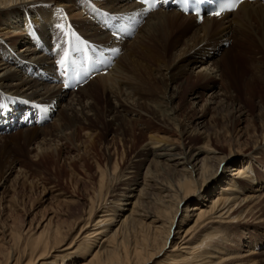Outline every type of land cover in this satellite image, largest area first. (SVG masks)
Wrapping results in <instances>:
<instances>
[{
	"label": "bare ground",
	"instance_id": "6f19581e",
	"mask_svg": "<svg viewBox=\"0 0 264 264\" xmlns=\"http://www.w3.org/2000/svg\"><path fill=\"white\" fill-rule=\"evenodd\" d=\"M31 13L35 16L31 17ZM232 14L235 17L229 19V23L218 22ZM23 16L31 20L29 35L25 33L27 26L22 27ZM118 17L121 20L136 17L139 20L137 32L142 37L138 39V33H135L129 46L127 42L130 40H115L116 36L109 32V26ZM59 24H63L64 28H58ZM112 40L114 49L119 51H115L117 57L112 53L114 64L111 68L72 92L67 91L63 84L47 85L49 77L46 73L63 67L58 61L65 51L70 55L67 66L62 70L73 62L81 61L86 48L94 43L108 44ZM21 41L24 42L21 54H16L15 48ZM222 43H230V46L223 57L212 64L220 73L225 88L216 96L231 99L233 94L229 95V90L233 84L227 79L230 74L223 63L233 59L230 71L234 75V71L237 73L234 58L241 56L239 52L252 50L264 54V2L244 1L233 12L199 21L194 16L172 9L147 12L135 0H0V116L9 119L7 125L18 130L11 137L21 136L25 142L37 140L41 148L47 137L72 141L76 136V130L72 129L77 126L80 130L83 126L79 124L81 119L77 108L72 107L75 101L73 95L76 93L75 96H78L77 91L80 90L87 98V101L77 100L83 111L87 110V106L92 112L98 110L100 103L104 102L110 116L104 123L98 115L97 123L89 117L87 128L99 127L103 123L106 130L117 126L125 136L136 129L143 133L156 130L150 135L151 142L165 143L145 153L146 158L151 159L144 176L147 188L141 189L138 200L130 208L131 212L123 216L121 225L113 232L106 233L107 229L103 227L106 220L101 219L103 216L93 217L99 212L98 205H103L106 190H115L125 183L118 181L124 175L125 165L122 164H125L128 151L123 149L119 154L117 143L110 147L112 151L108 160L113 162L112 166L109 169L98 166L97 188L88 200L90 207L84 217L64 226L56 223L51 216L26 237L13 229H5L10 239L8 246H2L0 242V264H264V179L256 176L255 181L258 182L255 186L251 182L254 177L248 176L253 172L254 160L264 168V138H258L248 154L232 147L227 155H211L215 151L210 142H205V149L200 151L186 146L182 148V140L188 131L177 121L179 107L175 108L172 102L180 96L183 99V90L169 89L187 66H195L207 56H215ZM76 48L80 51H75ZM255 69L264 78L263 70ZM211 75L199 73V77L207 82L213 80ZM246 84V87L252 88V91H247L248 94H258V90L256 93L253 90L252 81ZM208 87L215 93L216 87ZM126 92L128 100H123ZM113 97L117 104L110 103L109 98ZM64 98V107L59 109L62 105L59 102ZM27 106L29 110L26 113L32 115V123L36 126L19 131L20 124L26 119L18 118ZM68 107H71V114ZM7 108H13V112L9 114ZM51 108L60 112L57 119L62 122L53 127L55 130L47 131L40 120L47 112L55 114ZM143 111L152 116L151 120L136 118L146 124L141 128L134 126L131 115L138 112L141 115ZM154 119L160 124L170 122L173 125L178 137L175 142L168 144L169 137L160 133L167 134L169 127H158ZM200 134L195 132L194 135ZM95 138L104 140L102 134ZM13 143L19 150L23 149L18 139ZM124 145L122 143V147ZM6 148L7 144L2 145L0 151ZM46 155L48 153L42 151L40 156ZM13 163L4 152H0V180L5 177L7 165L9 170ZM228 165L231 173L227 176L223 170ZM171 167L173 174L167 180L155 177L163 169ZM127 168L136 169L135 163ZM129 180L132 182L130 186L138 183L135 175ZM151 181L167 193L163 199H157L164 208L166 219L156 215L157 218L147 224L144 219H152V214L144 209L141 213L138 207L147 198L148 182ZM236 190L245 193L236 195ZM133 191L131 189L130 193ZM159 221L162 222L156 225ZM139 222L143 227L132 233L130 226ZM1 247H5V251ZM79 252L81 254L73 261L71 257Z\"/></svg>",
	"mask_w": 264,
	"mask_h": 264
},
{
	"label": "rangeland",
	"instance_id": "374dc122",
	"mask_svg": "<svg viewBox=\"0 0 264 264\" xmlns=\"http://www.w3.org/2000/svg\"><path fill=\"white\" fill-rule=\"evenodd\" d=\"M54 6L60 9L65 8V6L63 7L61 5H52V7ZM27 16H23L25 20L22 22V26L27 25ZM33 16H35V14L31 13V17ZM234 17V14H232L218 22H228L229 19ZM137 33L138 39H140L142 35L136 31V34ZM2 39L6 40L5 37H2ZM129 40L130 41L127 40V46L131 45V40H133V38ZM230 43H222V45H220L221 48L215 51V56H207L203 62L195 66H187L185 68L186 71H182L179 79H175L169 86V89L171 88L170 91L181 88V91L183 90V99L180 96L174 98L172 102L175 108L179 107L176 113L177 121L188 131L182 140V148L186 146L188 149L200 151L202 148L205 149V142H210L215 151V153L211 155H227L230 153L229 150L232 147L240 148V150L248 154L252 151L251 148L255 141H257L258 138L259 140L264 138V78L260 77L261 73L255 69L257 68L264 72V54H259L252 50L245 52L243 50V52H239L241 56L237 59L236 57L234 58V61L237 62V73L234 71V75H232V71H230L233 67V59L231 60L230 58L228 62L225 61L223 65L230 74L227 79L232 81L233 84L229 90V95L233 94V97H231V99H225V97L219 98L216 96L217 93H222L225 88L223 87L224 84L222 80H220V73L215 71L212 64L214 60L223 57V54L229 49ZM23 46L24 42L21 41V44L16 46L15 53L21 54L20 50ZM235 51L238 52V50ZM199 73L212 74L213 76L211 75V78L213 80L207 82L205 79L199 77ZM239 73H242V75ZM249 80L254 83V92L256 93V90H258L257 95L251 96L250 93L248 94V90L252 91L251 87H246V85H248L246 82H249ZM55 84L56 82H51L47 85L54 87ZM208 86L216 87L215 93L214 90ZM245 92H247V95ZM75 94L73 95L75 101L72 107L77 108L81 119L79 124L83 126L80 130L77 126L72 129V131L76 130V136L72 141H68L67 139L58 140L59 138L54 140L53 137H51L52 139L47 137V140L43 141L41 148V144H39L37 140L25 142L21 136L16 135L15 137H11L17 131L8 134L5 133L7 132L5 130L0 132V146L7 144L6 150H1L0 152H4V155H6V158L10 160V162H15L9 170V165H7V168L4 169L5 177L0 180V242L2 246L3 244L8 246L7 242L10 238L7 237V233L5 232L7 229H13L12 231L16 233H23V237H26L28 233L36 229L35 227H37V225L43 224V221L46 222V219L51 216H53L52 219L56 223L60 222L64 226H69L75 222L76 218L85 215L90 207L88 200L91 196H94L97 188L96 186L99 178V171H97L98 166L101 165L102 168L106 166L108 169L112 166L113 162H109L108 157H110L109 153L112 151L110 147H112L114 143H117L119 154L123 149L128 151L125 164H122L125 165L123 166L125 172L118 181L119 183H121V181L125 183L121 184L119 188H115V190L114 188H110L109 191L108 189L106 190L105 193L108 195L106 194L104 197L105 200L103 201V205H98L99 212L93 218L95 219L98 216H103L101 219L106 220L105 224L103 223V227L107 229L106 233L110 234L121 225L123 216L131 212L130 208H132L138 200L141 189L147 188V186L144 185V176L151 159L149 160L146 158L145 153L152 147L156 148L157 145L160 146L165 144H155L151 142L150 135L156 133V130L143 133L140 129H136L131 135L126 136L121 129H117V126H113L110 130H106V128L103 127V121H107L110 118L106 103H100L98 110H93V112L90 111L91 107L89 106H87V110L83 111L82 108L77 105V100L80 98L87 101V98H84L85 93L79 90L77 91L78 96H75ZM124 95L123 100H128V92ZM65 99L66 98H64L61 103L59 102V104H62L60 108L58 106L59 109H63L61 107H64ZM109 100L110 103L117 104L114 97L109 98ZM68 108V112L71 114V107ZM53 109L56 110V108ZM59 113L60 112L57 110L53 118L49 120L47 124H43L42 127L47 129V131H51V129L55 130L53 127L60 125V122H62L60 119H57ZM97 115L102 117L100 120L103 123L99 122V127L87 128L88 118L90 117V119L97 123L99 120ZM131 116L133 118L132 124L134 126H140V128L145 127L146 123L139 122V120H135L136 118H141V120L144 119L145 121L151 120L152 118L151 115L144 111L141 115L138 112V114L135 113ZM153 121L158 124V127H169L170 130H168L167 134L160 133V135L169 137L170 142H168V144L175 142V139L178 138L176 136L177 132L173 129V125L170 122H167L168 124H160L155 119ZM44 125H46V128ZM35 126L26 127L24 129L34 128ZM24 129H19V131H24ZM195 132H200L201 134L197 136L194 135ZM25 133L26 132H24V134ZM100 134L103 135V141L95 138V136H99ZM202 136L206 138L204 139ZM94 138L96 141H94ZM17 139L23 146L22 150H19L16 144L13 143L14 140L16 141ZM122 143L125 144L124 147H122ZM42 151L48 153V155H46L47 157L40 156ZM118 158L120 160V157ZM133 163H135L136 169H128L127 167ZM252 166L253 172L248 176L254 177L251 182L256 186L258 182V180L257 182L255 181L256 176L257 178L259 177V179H264V168L255 162V160ZM226 167L225 169L223 168L225 170H223V173L228 176L231 171H229V165ZM158 168L159 167H157V169ZM154 169L155 167L153 170ZM132 172H137V174ZM157 174L158 176L155 177L158 179L167 180L172 176L173 169L172 167L167 170L163 169L161 173ZM134 175L136 179H138V183L130 186L132 182L129 179L134 177ZM148 185H150V189L147 190V194L145 195L147 198L145 200L141 199L142 202L138 207V211L141 213H144V209L147 210L149 214H152V219H144V222L147 221V224L151 223L157 216L164 218V220L166 219L163 213L164 208L157 199L159 197L163 199V196L167 194L166 192H162L154 181L148 182ZM131 189L134 190L132 193H130ZM251 190L253 189H250V191ZM249 192L247 190L248 194H250ZM244 193L236 190V195ZM127 198L130 199L127 200ZM137 220H139V217H137ZM161 222L162 221H159L156 225H159ZM139 223H133L134 225L132 224V227L130 226L132 233L135 229L143 227L141 225L142 223ZM132 235L131 238H133ZM2 248L5 251V247H1V249ZM76 254L75 257L73 256L74 258L71 257L73 261H75L81 253L79 252Z\"/></svg>",
	"mask_w": 264,
	"mask_h": 264
},
{
	"label": "snow or ice",
	"instance_id": "6c2138e0",
	"mask_svg": "<svg viewBox=\"0 0 264 264\" xmlns=\"http://www.w3.org/2000/svg\"><path fill=\"white\" fill-rule=\"evenodd\" d=\"M145 2H147V0H145ZM227 2H228V10H234L236 8V6H237V3L236 2H233V0H227ZM222 11H224L223 8L221 10H219V11H214L211 14L212 15H215V16H220L221 13H222ZM205 14H208V13H205ZM201 19H202V17H201ZM57 27L60 28V29H63L64 28V25L63 24H59V25H57ZM75 51H80V49L79 48H76ZM115 51L118 52L119 49H115ZM69 55L70 54L67 51H65L63 53V58L58 61V63H59L60 66H63V67H66L67 66V61L69 59Z\"/></svg>",
	"mask_w": 264,
	"mask_h": 264
}]
</instances>
